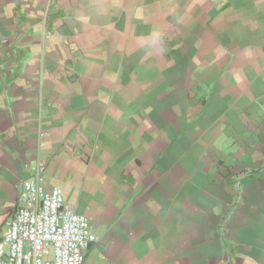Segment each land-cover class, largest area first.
Masks as SVG:
<instances>
[{"label": "crops", "instance_id": "crops-1", "mask_svg": "<svg viewBox=\"0 0 264 264\" xmlns=\"http://www.w3.org/2000/svg\"><path fill=\"white\" fill-rule=\"evenodd\" d=\"M0 233L43 169L84 264H264V0H0Z\"/></svg>", "mask_w": 264, "mask_h": 264}, {"label": "built area", "instance_id": "built-area-1", "mask_svg": "<svg viewBox=\"0 0 264 264\" xmlns=\"http://www.w3.org/2000/svg\"><path fill=\"white\" fill-rule=\"evenodd\" d=\"M8 38L0 34V58ZM43 169L23 183V195L0 233V264H84L97 239L88 217L70 209L59 188L44 190Z\"/></svg>", "mask_w": 264, "mask_h": 264}]
</instances>
